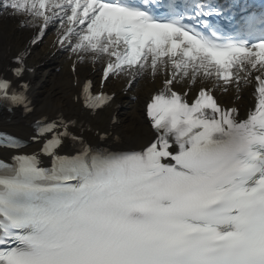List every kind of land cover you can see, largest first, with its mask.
<instances>
[{
  "label": "snow or ice",
  "instance_id": "obj_1",
  "mask_svg": "<svg viewBox=\"0 0 264 264\" xmlns=\"http://www.w3.org/2000/svg\"><path fill=\"white\" fill-rule=\"evenodd\" d=\"M155 3L0 0V14L34 30L32 45L58 23L55 42L81 61L88 54L103 62L102 83L122 76L127 91L146 75L167 74L146 106L157 136L142 150L80 141L74 155H57L63 137L78 138L63 121H37L39 136L52 134L41 149L51 166L35 155L0 161V264H264V12L241 15L234 33L222 35L202 19L219 9L166 0L157 15ZM26 54L14 58L16 77L28 70ZM253 79L255 103L244 118L211 87L190 103L187 87H172L223 80L239 93ZM27 87L0 77V102L30 111ZM90 88L81 92L87 107L111 100Z\"/></svg>",
  "mask_w": 264,
  "mask_h": 264
},
{
  "label": "bare ground",
  "instance_id": "obj_2",
  "mask_svg": "<svg viewBox=\"0 0 264 264\" xmlns=\"http://www.w3.org/2000/svg\"><path fill=\"white\" fill-rule=\"evenodd\" d=\"M32 31V28L21 27L18 18L9 23L0 22V72L7 71V67L11 64V58L19 50L29 49L26 63L32 69L29 68L27 76L32 82V93L36 103L35 114L41 116L45 113L62 112L71 117L77 116L78 105L74 103L73 96L78 92L79 84L85 75L98 80L99 69L103 62H93L90 56L85 54L83 61H79L77 65L76 73L72 75L66 65V53L62 52V48L57 51L54 48L47 49L46 40L39 48L27 46ZM166 75V73L157 74L155 77L146 75L139 78L127 91L124 90L125 77L116 76L114 79H108L104 89L115 92L113 100L115 108L110 111H102L93 119H89V124L95 128L103 129L115 111L120 118L118 131L123 145L128 148L143 146L153 135L144 116L145 107L152 96L162 88ZM202 85L213 86L219 102L227 106H236L242 114H246L255 103L254 79L251 84L241 85L239 93L234 85L230 84L225 88L223 80L219 84L198 80L192 86L178 83L176 87H187L190 95H194ZM21 121L18 111L0 110L1 128L16 132L22 131V127L18 129V124ZM87 135L92 136V134Z\"/></svg>",
  "mask_w": 264,
  "mask_h": 264
}]
</instances>
